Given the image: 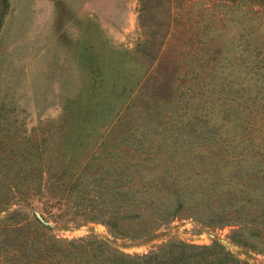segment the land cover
<instances>
[{
    "label": "rangeland",
    "instance_id": "obj_1",
    "mask_svg": "<svg viewBox=\"0 0 264 264\" xmlns=\"http://www.w3.org/2000/svg\"><path fill=\"white\" fill-rule=\"evenodd\" d=\"M96 81L89 123L69 126ZM0 101L26 134L46 138L49 164L39 193L0 211V221L17 210L4 222L24 218L43 232H0V264L12 263L17 246L34 252L46 240L56 245L52 237L85 236L130 255L218 242L244 264H264L263 248L235 241L242 216L224 203L220 183L264 166V0H7ZM58 175H71L65 200L56 198ZM241 180L231 186L240 196L248 189ZM75 192L88 207L95 201L85 197L103 198L89 209L95 219ZM138 209L151 225L145 236H112L100 221Z\"/></svg>",
    "mask_w": 264,
    "mask_h": 264
},
{
    "label": "trees",
    "instance_id": "obj_2",
    "mask_svg": "<svg viewBox=\"0 0 264 264\" xmlns=\"http://www.w3.org/2000/svg\"><path fill=\"white\" fill-rule=\"evenodd\" d=\"M6 7L7 0H0V24ZM100 73V69L97 68L95 74L100 75ZM88 87L86 91L91 97L89 100L77 102L73 110L74 118L69 123V126L84 127L89 123L86 121L97 109V98L94 99V97L98 95L102 83L100 81L91 82ZM112 89L113 86H109L108 92H111ZM122 90H125L124 85L121 86ZM9 110L10 108L0 101V211L6 210L18 196L39 193L49 167V164L44 160L47 151L46 138L44 136L32 137L26 134L24 126L16 116L14 114L11 116L7 115ZM65 118L63 117L64 120ZM64 123L67 125V122L61 121L59 128L63 129L65 135V133L67 134V129L64 128ZM104 133L105 131L100 134L99 139L105 135ZM75 135L78 138V133H75ZM99 139L94 145L102 141ZM94 147L90 148V154L94 151ZM69 151L71 153L72 150ZM84 166V162L79 163L75 166V171L78 173L79 170H83ZM100 167H102L101 164ZM61 173H63V170ZM73 173L71 172V175ZM217 173H213V171L210 173L214 184L218 181L215 178ZM71 175L67 180L61 178V175L57 176L55 186L60 189L56 195L57 199L65 200L67 198L70 192L67 188H69ZM240 179H242L241 183H246L245 185L248 188L242 196L231 189V186H235L237 182H240ZM220 183H225L228 189L226 190L227 195L224 197V203L236 205L233 206L234 209L231 213L242 216L236 222L235 241L249 247L257 245L264 250V191L262 194L255 192L257 185H261L264 188V166L254 168L253 173L244 177L242 174H239L238 177L230 175ZM99 185L100 183H97L95 187L89 188V190L96 191L99 189ZM117 187L124 189L120 184H117ZM82 189V191H86L84 187ZM187 191L192 193L194 189L191 188ZM76 192L78 193V191ZM76 192L75 196H72V200L75 201L76 199L75 204L78 207L87 209L89 213L85 214L87 219H95V216L90 214L89 209L97 204V201L102 202L103 198L85 197V199L95 201V203L89 204L90 206L88 207L85 202L82 203L78 199ZM81 196L82 194H80ZM237 196L240 199H237ZM210 199L212 202L215 200L213 197ZM206 203H208L206 205L210 204L209 201ZM140 207L144 208V206ZM91 210L93 211V209ZM139 210H136L131 216L121 214L122 212L111 213L113 218L110 213L104 212V216L100 218V221L105 224L112 236H127L130 238L145 236L149 233L151 225L140 217L141 213ZM17 213V210H11L2 216L0 232L20 233L22 226H28L36 232H43L39 225L24 218H22V221L4 222L5 216ZM119 216H121L120 219ZM41 239L44 238L42 237ZM52 239L57 242L56 245H53L50 240H46L41 245L42 249L34 252L26 250V252L21 251L18 253L20 247L13 248L14 256L11 264H244L245 262L233 256L218 242L197 245L177 241L154 251L130 255L112 249L108 242L109 239L105 237L85 236L76 239H55L52 237Z\"/></svg>",
    "mask_w": 264,
    "mask_h": 264
}]
</instances>
